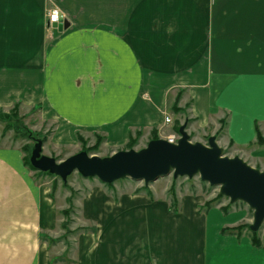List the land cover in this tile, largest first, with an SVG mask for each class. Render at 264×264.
Segmentation results:
<instances>
[{"label": "crops", "instance_id": "0c3cea01", "mask_svg": "<svg viewBox=\"0 0 264 264\" xmlns=\"http://www.w3.org/2000/svg\"><path fill=\"white\" fill-rule=\"evenodd\" d=\"M53 10L61 22L48 23ZM15 104L55 125L53 147L165 139L183 116L195 141L263 148L264 0H0V111ZM23 156L0 146V264H264V226L258 247L236 229L252 223L247 210L180 192L172 210L166 191L97 179L73 199L65 254L48 239L62 236L69 204Z\"/></svg>", "mask_w": 264, "mask_h": 264}, {"label": "water", "instance_id": "95a60500", "mask_svg": "<svg viewBox=\"0 0 264 264\" xmlns=\"http://www.w3.org/2000/svg\"><path fill=\"white\" fill-rule=\"evenodd\" d=\"M68 25L65 23L63 27ZM40 151L41 142L37 141L30 157L32 166L62 179L78 171L83 177L96 178L103 184L128 177L148 185L171 173L174 178L198 176L209 186L219 187V193L232 203L240 201L248 206L252 211L250 231H258L264 221V172L239 157L223 155L215 136H210L207 144L192 142L186 123L179 127L176 143L158 138L140 150H119L105 158L80 152L57 163L40 156Z\"/></svg>", "mask_w": 264, "mask_h": 264}, {"label": "rangeland", "instance_id": "374dc122", "mask_svg": "<svg viewBox=\"0 0 264 264\" xmlns=\"http://www.w3.org/2000/svg\"><path fill=\"white\" fill-rule=\"evenodd\" d=\"M61 20V18H60ZM59 20V21H60ZM178 101L179 98L177 97L172 105V110L175 114L180 113L183 109L178 107ZM1 116H7V117H1ZM37 111L36 109L28 110V112L23 114V111L17 108H11L8 111H1L0 112V146H19L22 147H28L27 148V154H30L28 158L30 162L31 153L34 149V145L37 141L41 142V151L40 156H47L55 160V162L60 163L63 160L67 159L68 157L84 152L88 156H99L101 158L109 157L113 153L119 151V150H140L144 148L149 141L155 140L152 137L162 138L158 136V133L151 132L149 136L137 134L136 136H133L131 138V141L133 142L132 145L127 144L120 149H112L110 147H107L103 143V138L96 135L93 140H84L80 139L79 144H77L76 147H53L52 145H49L48 140L49 136L52 133V131L55 128V125L53 124H43L41 126V123L37 120ZM169 119V122H171V119L169 117H166ZM165 118V119H166ZM183 120V116L180 118V120ZM180 120L175 121V128L177 135H173L177 137L178 136V129L179 127L186 123L182 122L180 124ZM187 129V126H186ZM188 133V131H187ZM189 138L192 142L195 141L192 134H189ZM164 139V138H162ZM165 139L167 140V137L165 136ZM208 137L204 139V141H198L204 144H207ZM259 147L263 148H255L253 146H245V147H235L233 146V143H229L225 146H220L223 151V155L227 157H239L244 162H246L251 167L264 172V144H258ZM24 154V153H23ZM31 164V162H30ZM32 166V164H31ZM33 167V166H32ZM29 168V167H28ZM31 169L32 174L38 178L37 180H42L44 182H49L53 186L55 195L62 199V201H65L69 204L68 208H66L64 213L67 215L65 216L62 211V231L63 234L61 237L57 239H48L51 246L55 245L56 242H61L63 245L66 246L65 254L72 246V237L75 235L76 230H71V224L73 222V218L75 216L80 217L79 213L76 211L75 208H73L72 202L73 199L77 198V200H81L83 196L87 193L89 190V184L87 182V179L93 180L96 178H85L83 177L78 171H74L68 176H66L65 179H62L60 176H57L55 174L50 173L49 171L44 172L36 169ZM99 181V180H98ZM100 182V181H99ZM130 183L132 186L136 187L137 191L141 190L144 192L151 193L153 189L157 191H166L169 199L171 200V194L170 190L173 189L175 194L178 192L180 193H188V194H198L202 195V197L206 198V201L213 200L212 206L218 205L222 208H227L228 211L231 210H247L249 213V216L252 217V211L248 208V206L240 201L237 202H231L227 197L221 195L219 193V187H211L207 183L202 182L198 176L193 177H186V176H178L174 178L173 174L171 173L168 176L160 177L157 180L149 183L148 185H145L143 181H133L128 177L122 178L120 180H117L113 183L121 184L124 188L125 183ZM113 183L104 184L107 187H112ZM127 185V184H126ZM127 192L128 189H125ZM70 202V203H69ZM264 226V221L260 228ZM247 228V226L245 227ZM259 228V229H260ZM79 230H82L81 228H78ZM248 230L250 231V225H248ZM252 231H250L251 233ZM65 254H63L61 257H65ZM62 260V259H58Z\"/></svg>", "mask_w": 264, "mask_h": 264}, {"label": "trees", "instance_id": "16d2710c", "mask_svg": "<svg viewBox=\"0 0 264 264\" xmlns=\"http://www.w3.org/2000/svg\"><path fill=\"white\" fill-rule=\"evenodd\" d=\"M17 104H15L14 106H13V108H17ZM1 112V111H0ZM1 117H7V116H1ZM153 139H156V137H152ZM81 138L79 137V140H80ZM132 141H131V139H129V141H128V146L129 145H132ZM257 143L258 144H264V139L258 134V136H257ZM129 147H131V146H129ZM27 146L26 147H22L21 148V150H22V152L24 153V156H23V163H24V165L26 166V167H29V168H31V169H34L32 166H31V164H30V162H29V160H28V158L27 157H29L30 156V154H27ZM108 185H111V184H108ZM170 194H171V200H170V206H171V209L172 210H174L175 209V206H176V199H175V194H174V191H173V189H171L170 190ZM70 203V202H69ZM213 203V200H209V201H206L205 203H204V205H203V207L204 208H206V209H209V208H211L212 207V204ZM222 210H223V212H227L228 211V209L227 208H222ZM64 212H66V211H63V214L66 216L67 214L66 213H64ZM244 227H246V225H240V226H238V227H236V229L238 230V231H240L241 229H243ZM247 228H248V226H247ZM226 230H223V232H225ZM256 235H257V232H251V241H252V244H253V246H255V247H258L259 245H260V243H259V240L256 238Z\"/></svg>", "mask_w": 264, "mask_h": 264}, {"label": "built area", "instance_id": "2783aa9c", "mask_svg": "<svg viewBox=\"0 0 264 264\" xmlns=\"http://www.w3.org/2000/svg\"><path fill=\"white\" fill-rule=\"evenodd\" d=\"M48 23H58L60 20V14L57 10L50 11L47 15ZM165 123H169V119H165ZM178 136H167V140L171 143H176Z\"/></svg>", "mask_w": 264, "mask_h": 264}]
</instances>
